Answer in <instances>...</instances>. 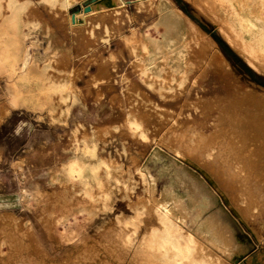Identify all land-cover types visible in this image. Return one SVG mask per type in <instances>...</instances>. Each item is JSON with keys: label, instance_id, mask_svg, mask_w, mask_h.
Returning <instances> with one entry per match:
<instances>
[{"label": "rangeland", "instance_id": "obj_1", "mask_svg": "<svg viewBox=\"0 0 264 264\" xmlns=\"http://www.w3.org/2000/svg\"><path fill=\"white\" fill-rule=\"evenodd\" d=\"M9 1L0 0V105L9 106L8 116L0 122V201L16 204L18 216L33 224L45 208L55 209L58 216L60 203L72 214L67 230L79 226L80 235L57 249L50 248L41 235L49 250L44 261L70 264L73 255V259L78 257L77 249H70L69 262H63L69 258L66 250L82 232L91 234L89 240H93L103 224L121 222L120 229H128L120 234L129 243L121 241L119 233L112 234L119 238L115 250L121 264H153L155 250L142 245L141 239L148 227L156 225L157 215L139 220L137 207L146 198L143 171L145 167L155 171L152 157H156V166L183 170L200 190L212 195V208L204 216L221 211L236 225L243 243L233 250L227 264H264L254 263L264 249V222L256 237L238 220L226 192L214 186L190 159L201 155H185L188 150L184 149L194 134L204 140L217 136L224 150L223 155L213 157L215 161L236 162L242 172H248L250 186L264 191V155L244 160L239 154L247 139L232 140L230 131L234 129L240 137L264 120V56L251 48L249 52L248 43L241 41L234 27L211 14L199 0H165L184 18L188 52L182 58L161 60V68L152 74L164 87L156 90L142 81L133 66L152 65L144 43L147 31L154 35L161 17L154 8L158 0H121L117 10L103 16L84 11L85 0H73L65 8H58L54 0ZM77 6L79 10L74 11ZM72 15L77 19L74 26L68 22ZM46 30L57 36V44H49L55 51L44 55ZM155 35L162 38L161 28L156 27ZM55 74H73L74 90L63 94L62 86L51 81ZM106 75L112 76V85H102ZM129 80L132 88L126 89ZM139 98L145 100L141 108ZM189 108L195 109L186 118ZM76 159L83 162L82 171ZM185 180L191 189L189 179ZM178 191L185 193L181 188ZM91 202L102 204L101 208L90 206L92 221L85 212H75ZM259 222L251 226L257 228ZM136 225L140 227L135 234ZM18 251L15 254L23 258L31 252L23 249L29 254L20 255ZM32 253L27 258L41 257Z\"/></svg>", "mask_w": 264, "mask_h": 264}, {"label": "bare ground", "instance_id": "obj_2", "mask_svg": "<svg viewBox=\"0 0 264 264\" xmlns=\"http://www.w3.org/2000/svg\"><path fill=\"white\" fill-rule=\"evenodd\" d=\"M72 1L73 0H54L53 3L58 8H65L71 5ZM199 1L201 2V6L206 10H209L211 14L223 20L229 26L234 27L241 41H244L249 45H243V42H241L244 49L248 48V51L251 52V48L252 51H258L262 54L261 56H264V0ZM12 2L15 1H9V3ZM121 4V0H96L89 3V9L91 13L96 11L103 16L110 10L115 11L117 6H120ZM154 8L161 13V17L153 28L154 35L147 31L144 43L148 58L151 60L150 63H152V65L148 66L135 63L133 68L142 78L144 83L150 85L153 89L158 90L164 87V84L161 80L154 77L152 71L161 68V60L182 58L188 52V48L185 42L187 29L184 18L179 10L171 8L169 3L165 0L154 2ZM68 22L72 26L76 25V16H74V21L72 20V17L69 16ZM156 27H159L162 30L163 36L161 39L155 35ZM46 32L48 34L46 36L47 44L43 51L44 55L55 51V49L50 48L49 44H57V42H54L57 36L52 32L50 34L48 30H46ZM198 45H196V47L199 52H201L202 49L198 47ZM25 46L28 48L29 43L26 42ZM253 53L256 54L254 51ZM99 69L103 71L104 68L99 66ZM73 74H63L62 76H56L55 74V76L52 75L53 79L51 81L58 82V85L60 84V86H62L61 92L63 94H68L76 87ZM104 80V83L102 84L103 86L112 85V76L106 75ZM125 88H132L130 80L126 82ZM138 101L140 108L145 106L143 104L145 101L143 98H139ZM8 107L5 103L0 105V122L4 121L8 116ZM192 109H186V118L192 114ZM214 127H216V124ZM230 131H232V140L239 141L240 139H247L243 154H239L244 156V160L248 162L249 159H251V155H264V120H259L252 124L251 127L247 129L246 133L241 134L240 137H238V132L235 133L234 129H230ZM217 138V136H214L208 137L204 140L200 139L199 135L194 134L193 137H190L185 142L184 149L188 150L185 155H201L200 157L190 156L193 164L211 179L214 186L221 187L222 189H220L226 192L228 203L236 214L238 220L243 225L250 227L256 237H258V231L263 227L260 224L264 222V191L260 192L254 190V187L252 188V186H250L248 172H242V168L240 166L238 167L235 164L236 162H230L229 159H223L225 165L220 162L221 165L215 161V158H217L218 155H223L224 150L219 142H217ZM215 155H217V157ZM156 160V157H152V161L154 162L153 166L155 167L154 172H152L149 167H145L143 171L146 176V198L145 202L137 207V210H139L138 214L141 215L140 218H138L139 220L145 218V216L152 217L154 214L157 215L156 225L151 226L150 229H148V227L145 231L147 235L146 237H148V242L144 243L146 237L141 239L142 245L145 244L148 248L155 250L154 254H156L157 260H155L154 263L227 264L233 250H238L243 243L238 237L236 225L230 221L228 217L221 214V211L220 213H210L204 216L212 205V195L210 196L209 193L200 190L183 170L172 165L160 164L156 166ZM216 160L218 161V159ZM75 163L78 165L79 170L82 171L84 168L83 162L76 159ZM65 178L66 181L68 177L66 176ZM186 178L190 181L189 186L191 189L185 185ZM179 188L185 193L183 194L179 192ZM35 194L36 196H39L37 191ZM4 196L5 195H3V197ZM99 204L100 203H98V205L94 204V206L92 205V202L91 204L87 203L86 206L83 205V207L80 208L76 207L77 209L75 212L79 214L85 212L91 219L90 216L92 210L90 206L92 205V208L93 206L96 208ZM45 205L48 204L45 202L44 206ZM14 206H16V204L13 205L12 203L0 201V264H55L56 259L53 261L54 263L45 262L47 261L45 258L47 257L49 250L45 241L42 240L41 235L47 238V243L50 248L56 249L67 241H73L78 235H80L78 224L76 229L67 230L66 224L68 222V215L71 216L72 214H69L63 206H60V203L59 207L56 206L58 208L56 210L58 216L56 215L57 213L54 212L55 209L53 211L50 210V207L49 209L45 208L43 209L44 212H39L38 219L34 224L24 218H20L15 212ZM79 206L82 205L80 204ZM108 206L110 205L108 204ZM73 207L75 208V206ZM99 207L97 208L99 209ZM66 209H69V207ZM52 213H55L57 217H53L51 215ZM92 217H94V215H92ZM259 219H261V222L257 224V228L251 226ZM117 220L120 221L122 219L119 218ZM120 224L121 222H119V225ZM119 225L114 226L103 224L101 227L102 230H100L101 233L99 232V234L95 235L98 237L93 240H89L91 234L89 235L86 231L85 233L82 232L80 236L81 238L78 241H75L70 248L66 250V256H69V258L64 256L66 260H63V262L67 261V259L70 260V255L73 254L74 249H77L75 254H77L78 257L75 259H73L75 257L74 255V257H71L72 260L76 262L75 264H121L122 258L118 255V251L115 250L116 247L119 246V238L118 240L116 238L119 235H122L120 234V230L123 231L128 228L123 225L125 228L121 227L120 229V226L122 225ZM139 227L140 225H136V229L133 232L138 231ZM83 228L84 227H82V229ZM125 232H129V230ZM114 233L119 234L117 237H113L112 234ZM122 237L120 240L126 243L125 241L128 240H124V237L122 240ZM127 243H129V241ZM19 248L22 250L27 249L28 252L31 250V252L39 253L41 257H33L34 259L27 258L31 252L30 254L28 252L23 253L24 251L22 252L21 250L20 252ZM72 248L73 251L70 250ZM17 250H19L17 253H21L20 255H22V253L29 255H26V258H23V255L20 257L18 256L19 254H15ZM48 260L51 261L50 259ZM72 260L71 262H73ZM261 261H264V249L260 250L256 255L254 263H261Z\"/></svg>", "mask_w": 264, "mask_h": 264}, {"label": "water", "instance_id": "obj_3", "mask_svg": "<svg viewBox=\"0 0 264 264\" xmlns=\"http://www.w3.org/2000/svg\"><path fill=\"white\" fill-rule=\"evenodd\" d=\"M94 1H96V0H85L84 2H83V6H84V11H88L89 10V3L90 2H94ZM79 6H77L76 8H75V10L74 11H77V10H79ZM72 20L74 21V17H73V15H72Z\"/></svg>", "mask_w": 264, "mask_h": 264}]
</instances>
